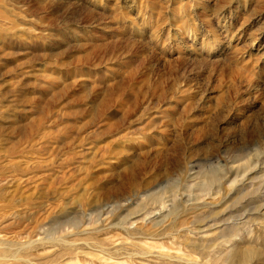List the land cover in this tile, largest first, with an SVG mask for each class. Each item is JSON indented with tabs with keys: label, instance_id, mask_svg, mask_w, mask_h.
<instances>
[{
	"label": "rangeland",
	"instance_id": "rangeland-1",
	"mask_svg": "<svg viewBox=\"0 0 264 264\" xmlns=\"http://www.w3.org/2000/svg\"><path fill=\"white\" fill-rule=\"evenodd\" d=\"M0 264H264V0H0Z\"/></svg>",
	"mask_w": 264,
	"mask_h": 264
},
{
	"label": "bare ground",
	"instance_id": "bare-ground-1",
	"mask_svg": "<svg viewBox=\"0 0 264 264\" xmlns=\"http://www.w3.org/2000/svg\"><path fill=\"white\" fill-rule=\"evenodd\" d=\"M189 27H190V26H189ZM187 28H188V27H187ZM185 31H186V30H185ZM187 31H188V30H187ZM194 32H195V30H194ZM194 32H192V33H194ZM194 34H195V33H194ZM189 35H190V34H189ZM212 40H213V39H212ZM215 41H216V40H215ZM201 43H205V45L207 46V48L210 49V47H213V45H211V44H213L214 42H211V40H210V42H209V41H206V40H204V39L201 38ZM215 44H216V43H215ZM205 45H204V46H205ZM208 49H207V52L209 51ZM186 89H188V88H186ZM1 246H2V245H1Z\"/></svg>",
	"mask_w": 264,
	"mask_h": 264
}]
</instances>
